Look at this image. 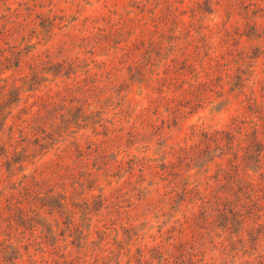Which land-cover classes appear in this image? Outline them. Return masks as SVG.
<instances>
[{"label":"rangeland","instance_id":"374dc122","mask_svg":"<svg viewBox=\"0 0 264 264\" xmlns=\"http://www.w3.org/2000/svg\"><path fill=\"white\" fill-rule=\"evenodd\" d=\"M16 1L0 25V264H264V194L239 191L234 148L213 141L240 142L257 180L264 0H159L161 34L145 37L114 31L145 0ZM189 14L213 43L191 41ZM107 34L186 66L148 74Z\"/></svg>","mask_w":264,"mask_h":264},{"label":"trees","instance_id":"16d2710c","mask_svg":"<svg viewBox=\"0 0 264 264\" xmlns=\"http://www.w3.org/2000/svg\"><path fill=\"white\" fill-rule=\"evenodd\" d=\"M159 0H145V2L141 5L140 9L137 12H127V15L131 14V17L128 19L122 18V23L119 24V22L115 25L116 28H114V31L126 27V24L128 25H135L140 24L139 27L142 26V31L147 32L143 36L145 37L146 35L150 36V34H156L159 35L161 34V31L159 29V23L162 21L161 15L158 14V11L156 10L157 4ZM2 5H6V2H2ZM22 3L12 0V2L8 3L4 9L6 10L5 13L0 12V25L3 27H6L10 29L13 26V23L16 22V20L19 17L20 14V7ZM185 13V12H183ZM182 13V14H183ZM209 14H212V11L208 12ZM7 14H10L9 16ZM13 17V19H11ZM7 18V19H5ZM186 18L187 27H184L186 31L190 34L191 41L194 40L193 35L197 34L200 35V40L204 42V44H211L213 43L211 41L212 36H211V30L207 29L208 25H200V26H194V20L196 19V16L193 15H184L183 20ZM189 18V21H188ZM54 20V19H53ZM125 23V26H124ZM10 25V26H9ZM151 27L153 29H151ZM175 28H169L168 31L170 32V38L169 44L167 45L170 50H172L174 47L179 45L181 42L180 37L178 36L177 31ZM103 31V29H99ZM113 31V30H112ZM202 31V32H201ZM112 34V33H111ZM105 42L104 46L107 47V49L112 52H117L120 53L122 52L121 56H126L128 59L135 57L136 55H140L142 58V64H141V69L145 72H149L148 74L158 76L160 73H162L165 78L170 79V75L172 74H177L175 73L176 70L180 69L179 73H182V69L186 66V64L182 66H177L174 58L164 56L162 53L163 48L161 46H152L151 44L146 43V39L142 38L138 43H129L128 40H124L125 44L124 45H119L117 42H111V39L108 38V34L105 36ZM124 47H129L128 49L130 50L131 48L132 51H125ZM211 48V47H210ZM111 52V53H112ZM208 53L206 54V56ZM208 59L212 60V56H208ZM221 59V58H220ZM219 61V60H218ZM218 63L223 64L222 60H220ZM198 66L200 68H203V63H199ZM166 79V80H167ZM227 141H226V140ZM230 140L229 136L227 133L224 131H220V133H216L215 135V140L218 146H223L222 144H226L227 147L229 148H234L233 150V155L236 161V165L232 166L235 175L239 177V191L242 192L244 190V194H248L249 196L253 195V192H256L254 194V197L259 200L261 198V195L258 192H263L264 194V166H263V157L260 155V153L257 154L256 158L254 159L256 163V173H257V180L252 182V179L249 183V185H245V181H243V176H248V172L245 170V168H239L241 162L244 160V154L245 152L242 150V145L240 142L236 141L234 142L233 140ZM258 139L255 137V143L257 142ZM260 152V150H258ZM239 158V159H238ZM218 166V165H217ZM257 188V190H256ZM192 190V189H191ZM186 192H190L189 190H186ZM261 203V202H259ZM74 216H69L67 219V226L73 225L74 226ZM65 224V222H62Z\"/></svg>","mask_w":264,"mask_h":264}]
</instances>
